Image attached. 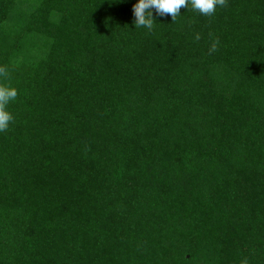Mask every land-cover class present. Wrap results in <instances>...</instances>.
<instances>
[{"label":"trees","instance_id":"obj_1","mask_svg":"<svg viewBox=\"0 0 264 264\" xmlns=\"http://www.w3.org/2000/svg\"><path fill=\"white\" fill-rule=\"evenodd\" d=\"M136 2L0 0V264H264V0Z\"/></svg>","mask_w":264,"mask_h":264},{"label":"clouds","instance_id":"obj_2","mask_svg":"<svg viewBox=\"0 0 264 264\" xmlns=\"http://www.w3.org/2000/svg\"><path fill=\"white\" fill-rule=\"evenodd\" d=\"M123 2V0H121ZM228 0H137L132 6L133 24L135 28L143 27L148 31L154 28V16L170 15L172 21L180 15V9L185 7L188 9L189 5L193 11L198 12L203 16H212L215 14L217 8L226 7ZM196 40L200 39V35L196 34ZM218 41H214L209 53L217 51ZM8 78V69L5 66H0V81H6ZM18 90L7 84L0 83V133L6 132L14 117L8 110V105L17 99ZM241 264H248L246 258L241 260Z\"/></svg>","mask_w":264,"mask_h":264}]
</instances>
